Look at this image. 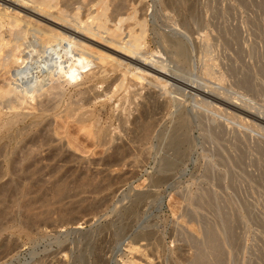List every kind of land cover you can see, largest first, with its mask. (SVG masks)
Returning <instances> with one entry per match:
<instances>
[{"label":"rangeland","instance_id":"374dc122","mask_svg":"<svg viewBox=\"0 0 264 264\" xmlns=\"http://www.w3.org/2000/svg\"><path fill=\"white\" fill-rule=\"evenodd\" d=\"M10 1L0 0V12L18 10L25 18L13 29L28 28L23 54H40V63L49 64L50 49L66 52L67 40L45 44L36 33L40 25L58 30L44 21L52 16L41 13L42 20L31 14L30 1L16 2L21 11ZM54 1L72 23L84 21L96 2ZM109 6L123 17L136 9L145 23L139 51L146 61L158 57L169 78L150 88L147 79L136 86L127 75L125 87L117 92L111 85L109 96L105 87L119 71L103 83H63L55 96L52 80L23 101L0 66V88L7 90L0 97V264H264V0H111ZM122 23L125 39L130 20ZM88 43L107 46L95 38ZM205 61L212 77L201 75ZM83 112L95 116L99 138L81 129ZM150 119V134L140 139V121Z\"/></svg>","mask_w":264,"mask_h":264},{"label":"bare ground","instance_id":"6f19581e","mask_svg":"<svg viewBox=\"0 0 264 264\" xmlns=\"http://www.w3.org/2000/svg\"><path fill=\"white\" fill-rule=\"evenodd\" d=\"M8 1V0H7ZM4 0V2H7ZM26 1H30L31 4V9H33L35 12L31 13L33 16H36L42 20H44L43 18H41V13L44 14L43 17L45 15H48L49 17L52 16V19H54L55 21H53L52 19H49V20H44L45 22H48L52 25H54L58 30H55L53 28H41L40 26H37L39 27V31L36 30L38 33V36H39V39H40V36L44 39L45 41V44H48L50 43L52 40H67V44H68V48L66 49V52L62 50V52H64V54H61L60 50L62 49L61 46H60V49H59V46L57 49L53 48L52 50L50 49V51H52V53L54 52V55L55 57L54 58H51L52 61L49 63V64H46V63H43L41 64L40 63V60H39V55H27L26 52L25 54H23V50L21 49V45H22V38H24L26 35V30L28 29H16V30H13L14 28H16L18 26V24H20L19 22H21V17L19 16V11L18 10H15L13 13H10V12H6V11H2L0 12V28H4L3 30H0V66L7 70L6 72L9 73V76L12 77V84L14 85V87L12 88H15L19 93H21V98L22 100H33L34 99V95H36V93L39 92V90L43 89V86L45 85L46 82H49V81H52L54 80V83L56 81V84H51L50 85V92L55 96L57 94L60 93V90L62 91V84L63 83H66V84H69V83H76L78 84L80 81L78 80H83V79H89L91 82H93L94 84L96 83H103L105 81V76H107V74L109 72H112V73H115L117 71L120 72L119 75L117 76H120V77H116L114 78V80H110L112 81V83L108 82V86H106L105 88H108L107 90H105V93L108 95V93L110 95H112L115 90L111 87L110 89V86L113 85L114 88L116 89H120V88H124V80L125 79H128L129 77L126 78L127 75L129 76H133L132 78L136 81V83L134 82V84H138L137 82H140L141 79H147L146 81H144L145 83L147 82V85H149V83L151 82H154L153 84H163V80L161 79L162 76H167V74L165 72H167V68L165 67V65L162 64V62L160 61H157L158 60V57H157V60L156 59H151L149 61H146L145 58L142 57L141 53L139 50L140 47H141V44L143 42V39H144V33H145V23H144V19H139L136 18V9L135 12L134 10L133 11H129L128 12V9L126 14H124L125 16L123 17V13L124 11L120 12L119 10L121 9H118L116 10V8H114V13H109L108 10L109 9V5L111 4V0H90L91 2L93 1H96L94 3V6H95V9H94V12L91 13L89 11L86 12V16L87 18L84 20V21H81V19H78V22L79 23H72L73 21H70V20H65L64 18H62V16H60V12L61 10H59L60 8L57 7L58 5V1H54L53 0H15L14 1H10V4L13 5L14 8L16 9H20L21 11V7L23 4H27L28 3H25ZM80 1V0H79ZM16 2H20L21 3V7L20 6H17V3ZM129 5L131 4L130 1H128ZM3 3V2H1ZM9 3V2H8ZM8 3H5V4H8ZM76 3V2H75ZM136 3V2H135ZM169 3V2H168ZM4 4V3H3ZM32 4H34L35 6L32 7ZM73 4V3H72ZM113 4V3H112ZM118 4V3H117ZM117 4H116V7H117ZM79 5V4H78ZM77 5V6H78ZM82 5V4H81ZM80 5V6H81ZM9 6V5H8ZM11 6V5H10ZM76 6V7H77ZM80 6H78L80 8ZM131 6V5H130ZM4 7V6H3ZM55 8L56 7V10L58 11L56 14L52 13L50 11L51 8ZM120 7V6H119ZM126 7V6H125ZM134 8V6L132 7V9ZM25 9V8H23ZM89 9V8H88ZM112 9V8H111ZM131 9V8H130ZM90 10V9H89ZM125 10V11H126ZM27 11V10H26ZM73 11V10H72ZM30 10L26 13H29ZM65 12V11H64ZM122 13V14H121ZM30 14V13H29ZM64 14V13H63ZM31 15V16H32ZM66 15V13H65ZM69 15V14H68ZM25 16V15H24ZM35 17V18H36ZM46 17V16H45ZM73 17V16H72ZM78 18V17H77ZM25 19V18H23ZM22 19V20H23ZM48 19V18H47ZM52 20V21H51ZM73 20V19H72ZM127 20H130V23L126 24L125 25V28L127 30V37L124 39V38H121L120 37V32L121 30H124V28H122L123 26V23L124 21L127 22ZM24 21V20H23ZM28 21V20H27ZM57 21H60L61 24H59V22L57 23ZM28 22H31V21H28ZM37 22V21H36ZM26 23V22H25ZM109 23L111 25H109ZM24 24V23H23ZM22 24V25H23ZM46 25V24H44ZM24 26V25H23ZM26 26H28L26 24ZM47 26V25H46ZM53 26V27H54ZM31 27V26H30ZM34 28V27H33ZM36 28V27H35ZM29 32V31H28ZM35 33V34H36ZM29 34V33H28ZM34 34V35H35ZM178 34V33H177ZM75 36L77 37V39H75ZM184 36V35H183ZM125 37V36H124ZM93 38L95 39H98V40H101L103 41L104 43H106V47L105 46H101L99 45V48L98 47H95V46H92V43H88V42H91V40H93ZM58 40V41H59ZM44 43V42H43ZM58 43V42H56ZM60 43V41H59ZM58 43V44H59ZM63 43V42H62ZM24 44V43H23ZM41 44V42H40ZM60 45V44H59ZM41 46V45H40ZM57 45H55L56 47ZM43 47V46H42ZM45 47V46H44ZM101 47V48H100ZM208 47V46H207ZM25 48V47H24ZM72 48L75 50V52L72 50ZM202 48V46H201ZM103 49V50H102ZM105 49V50H104ZM203 49V48H202ZM65 50V49H64ZM107 50V52H106ZM205 50V49H204ZM203 50V51H204ZM209 50V49H207ZM37 51H40V50H37ZM178 51H182V47L178 46ZM47 52V51H46ZM68 52V54H67ZM144 53V51H141ZM209 53V51H207ZM32 53V52H31ZM42 53V52H41ZM202 53V52H201ZM203 53H206L205 51ZM202 53V54H203ZM67 54V56H66ZM149 54V53H148ZM152 54V53H151ZM156 54V53H155ZM47 55H48V52H47ZM50 55V54H49ZM65 56L62 57V56ZM135 55V58H131V56ZM194 55V54H193ZM206 55V54H204ZM145 56V55H144ZM154 56V55H153ZM208 56V55H207ZM209 56H211L209 54ZM208 56V58H209ZM61 57L64 59H61ZM140 57H142L143 59H141ZM146 57V56H145ZM152 57V55L150 56V58ZM155 57V56H154ZM152 57V58H154ZM195 57V56H194ZM150 58H147V59H150ZM156 58V57H155ZM200 58V57H199ZM124 59H127L129 61L127 62H123ZM201 59V58H200ZM205 59V58H204ZM160 60V59H159ZM163 60V59H162ZM161 60V61H162ZM207 60V59H206ZM202 61H204L202 59ZM131 62L132 64L135 65V67L133 69H131L132 67H130V65H128V63ZM165 62V61H164ZM201 62V61H200ZM199 62V63H200ZM210 62V61H209ZM208 62V63H209ZM211 63V62H210ZM206 61L204 62L203 66L200 65V72H201V75L204 77V76H208V77H212L213 73L215 72H211V68H210V64H206ZM212 64V63H211ZM13 65V66H12ZM170 64H168L169 66ZM214 65V64H213ZM12 66V68L10 69V67ZM167 66V65H166ZM198 66V65H197ZM45 68V71L44 72H41L42 71V68ZM172 67V66H171ZM51 69H54L53 71L55 72H52ZM170 69V68H169ZM213 70V68H212ZM216 70V69H215ZM170 71H172L170 69ZM174 71V70H173ZM198 71V70H197ZM169 72V71H168ZM45 73V74H44ZM189 73V72H187ZM56 74V77H53L54 75ZM192 74V73H191ZM197 74V73H196ZM195 74V75H196ZM170 75V73H169ZM184 75V74H182ZM187 75V74H185ZM198 75V74H197ZM48 76V78H47ZM114 76V75H113ZM147 76H150V78H146ZM157 76V77H156ZM158 76H161L160 78ZM191 76V75H190ZM189 76V77H190ZM194 76V75H193ZM215 76V75H214ZM220 76V74H219ZM184 77V76H183ZM197 78V76H195ZM200 76H198L199 78ZM202 77V78H203ZM216 77H217V74H216ZM92 78V79H90ZM112 78V77H111ZM112 78V79H113ZM131 78V79H132ZM166 78H169L168 76ZM171 78V77H170ZM175 78V77H174ZM201 78V77H200ZM178 79V78H177ZM192 79V78H191ZM204 79V78H203ZM210 79V78H209ZM216 79V78H215ZM214 79V80H215ZM220 79V78H219ZM222 79V78H221ZM220 79V81H221ZM88 80V81H89ZM168 80V79H167ZM172 80V79H171ZM174 80V79H173ZM195 80V78H194ZM194 80H190V81H194ZM198 80V79H197ZM208 80V78L206 79V81ZM213 80V81H214ZM107 81V80H106ZM133 81V80H132ZM178 81V80H177ZM189 81V80H188ZM200 81V80H199ZM197 81V82H199ZM205 81V82H206ZM217 81V80H216ZM215 81V82H216ZM219 81V80H218ZM220 81L218 83H220ZM143 82V83H144ZM165 82V81H164ZM168 82V81H167ZM166 82V86L168 85V83ZM181 82V81H180ZM183 82V81H182ZM184 82H187L184 81ZM204 82V81H203ZM209 82V80H208ZM199 83H202V82H199ZM198 83V84H199ZM211 83V82H210ZM152 84V83H151ZM150 84V85H151ZM176 84V83H175ZM178 84H180L178 82ZM177 84V85H178ZM184 84V83H183ZM187 84V83H185ZM191 84H193L191 82ZM196 84V83H194ZM217 84V83H216ZM242 84V83H241ZM74 85V84H73ZM92 85V84H91ZM91 85L88 86V89L89 88H92ZM102 85V84H101ZM129 85V84H128ZM133 85V83H132ZM149 85V86H150ZM165 85V84H164ZM197 85V84H196ZM206 85H207V82H206ZM212 84H209V86H211ZM137 86V85H136ZM141 86V85H140ZM143 86V85H142ZM144 86H146L144 84ZM148 86V87H149ZM152 86V85H151ZM150 86V88H151ZM156 86V85H155ZM186 86V85H185ZM203 86V84H202ZM99 87V86H98ZM132 86H130L131 88ZM154 87V86H152ZM188 87V86H187ZM186 87V88H187ZM193 87V86H192ZM196 87V86H195ZM198 87V85H197ZM196 87V88H197ZM201 87V86H200ZM214 87V86H213ZM212 87V88H213ZM216 87V86H215ZM214 87V88H215ZM219 87V86H218ZM217 87V88H218ZM95 88V86H94ZM141 88V87H140ZM147 88V87H146ZM164 88V87H162ZM168 88V87H167ZM165 88V89H167ZM177 88V87H176ZM191 88V87H190ZM189 88V89H190ZM194 88V87H193ZM210 88V87H208ZM211 88V89H212ZM222 88V87H220ZM96 89V88H95ZM99 89V88H97ZM139 89V88H138ZM149 89V88H148ZM147 89V91H148ZM158 89V88H157ZM188 89V88H187ZM202 89V88H201ZM205 89V88H204ZM87 90V89H86ZM85 89H81L79 90V93H85L86 91ZM141 90V89H140ZM139 90V91H140ZM154 91V89H152ZM151 90V92H152ZM164 90V89H163ZM186 90V89H185ZM194 90V89H193ZM197 90V89H196ZM200 90V89H199ZM208 90V89H207ZM219 90V89H218ZM226 90V89H225ZM223 90V91H225ZM48 91V90H46ZM90 91V90H89ZM134 91V90H133ZM157 91V90H156ZM162 91V90H161ZM167 91V90H166ZM164 91V92H166ZM187 91V90H186ZM189 91V90H188ZM191 91V90H190ZM203 91V90H202ZM201 91V92H202ZM210 90H208L209 92ZM216 91V89H215ZM214 91V92H215ZM222 91V92H223ZM229 91V90H228ZM227 91V93H228ZM49 92V93H50ZM63 92V91H62ZM88 92V91H87ZM91 92V91H90ZM96 92V90H95ZM108 92V93H107ZM118 92V91H117ZM127 92V90L125 91ZM169 92V91H168ZM168 92H166L168 94ZM192 92V91H191ZM206 92V94L208 93ZM220 92V91H218ZM226 92V91H225ZM234 92V91H232ZM5 93H7V90L5 89H2L0 88V97H2ZM89 93V92H88ZM99 93V92H98ZM136 93V92H135ZM134 93V94H135ZM139 93V92H138ZM141 93V91H140ZM144 93V91H143ZM150 93V92H149ZM154 94H156L155 92H153ZM165 93V95H166ZM171 93V92H170ZM186 93V92H185ZM195 93V92H194ZM197 93H198V90H197ZM203 93V92H202ZM213 93V92H212ZM212 93H209V94H212ZM231 93V92H230ZM235 93V92H234ZM40 94V93H39ZM93 94V92H92ZM91 94V95H92ZM95 94V93H94ZM93 94V95H94ZM104 94V93H103ZM145 94L146 91H145ZM151 94V93H150ZM189 94V93H188ZM193 94V93H192ZM218 94V93H217ZM217 94L215 95L217 97ZM237 94V93H236ZM99 95V94H98ZM105 95V94H104ZM103 95V96H104ZM144 95V94H143ZM157 95V94H156ZM187 95V93H186ZM196 95V94H195ZM203 95V94H202ZM205 95V94H204ZM220 95V94H219ZM223 95V93H222ZM225 95H228V94H225ZM87 96V95H86ZM145 96V95H144ZM190 96H192L190 94ZM197 96V95H196ZM199 96V94H198ZM214 96V95H213ZM229 96V95H228ZM237 96V95H236ZM239 96V95H238ZM88 97V96H87ZM92 97V96H91ZM90 97V98H91ZM100 97V96H99ZM125 97V96H124ZM136 97V96H135ZM150 97V95L148 96ZM159 97V96H158ZM202 97V96H201ZM205 97H208V96H205ZM204 97V98H205ZM219 97V96H218ZM217 97V98H218ZM225 97V96H224ZM243 97V96H242ZM54 98V97H53ZM111 98V97H110ZM126 98V97H125ZM153 98V97H152ZM167 98V97H165ZM193 98V97H192ZM203 98V97H202ZM203 98V99H204ZM223 98V97H221ZM227 98V96H226ZM225 98V99H226ZM149 99V98H148ZM147 99V100H148ZM151 99V98H150ZM195 99V98H194ZM205 99H208V98H205ZM212 99V97L210 98ZM210 99H208L207 101H210ZM216 99V98H215ZM228 99V98H227ZM230 99V98H229ZM239 99V98H238ZM243 99V98H242ZM248 99V98H247ZM87 100V99H86ZM152 100V99H151ZM158 100V99H157ZM156 100V101H157ZM220 100V99H219ZM36 101V100H35ZM44 100H42L41 102H43ZM80 101V100H79ZM92 101V100H91ZM153 101V100H152ZM163 101V100H162ZM165 101V100H164ZM163 101V102H164ZM198 101H200L198 99ZM213 101V100H212ZM211 101V102H212ZM232 101V100H231ZM250 101V100H249ZM247 101V102H249ZM47 102V101H46ZM159 102V101H157ZM156 102V103H157ZM161 102V101H160ZM167 102V100H166ZM204 102V101H203ZM202 102V103H203ZM215 102V101H214ZM221 102V101H220ZM219 102V103H220ZM230 102V100H229ZM233 102V101H232ZM231 102V103H232ZM236 102V101H235ZM245 102V101H244ZM36 103V102H35ZM48 103V102H47ZM152 103V102H151ZM195 103V102H194ZM207 103V102H206ZM217 103V102H216ZM238 103V102H237ZM243 103V101L241 102ZM252 103V102H250ZM38 104H41V103H38ZM45 104V102H44ZM43 104V105H44ZM75 104V103H74ZM160 104V103H159ZM162 104V103H161ZM201 104V103H200ZM210 104V103H209ZM215 104V103H214ZM244 104V103H243ZM248 104V103H247ZM31 105V104H30ZM36 105L35 104V108H36ZM142 105V104H141ZM151 105V104H150ZM166 105V104H165ZM195 105V104H194ZM198 105V104H197ZM197 105H195L197 107ZM207 105V104H206ZM212 105V104H211ZM210 105V106H211ZM227 105V104H226ZM225 105V106H226ZM229 105V104H228ZM230 105H235V104H230ZM242 105V104H241ZM246 105V103H245ZM37 106H40V105H37ZM48 106V105H47ZM81 105H77L76 107H70L68 106L66 110V113L69 114L70 111H74V109L76 110L77 107L79 108ZM143 106V105H142ZM153 107V105H151ZM156 106V105H155ZM243 106V105H242ZM252 106V105H250ZM42 107V106H41ZM149 107V105H148ZM159 107V106H158ZM157 107V108H158ZM162 107V105H161ZM161 107H159V109H161ZM164 107V105H163ZM207 107V106H206ZM224 107V106H223ZM237 107V106H236ZM235 107V108H236ZM259 107V106H258ZM18 108V107H17ZM39 108V107H37ZM46 108V107H45ZM167 108V106H166ZM165 108V109H166ZM202 108V107H201ZM209 108V107H208ZM228 108V107H227ZM226 108V109H227ZM231 108V107H230ZM251 108V107H250ZM254 108V107H253ZM42 109H44V107H42ZM143 109V108H142ZM199 109V108H198ZM203 109V108H202ZM207 109V108H205ZM213 109V108H212ZM238 109V108H237ZM242 109V108H241ZM256 109V108H255ZM258 109V108H257ZM40 110V109H39ZM45 110V109H44ZM47 110V109H46ZM147 110V108L145 109ZM151 110V109H150ZM209 110V109H207ZM205 110V111H207ZM229 110H233V109H229ZM236 110V109H235ZM92 111V110H91ZM155 111V110H154ZM157 111V110H156ZM260 111V110H259ZM75 112V111H74ZM81 112V111H80ZM139 112V111H138ZM151 112V111H150ZM160 112V110L158 111ZM157 112V113H158ZM201 112V111H200ZM209 112V111H207ZM234 112V111H232ZM237 112V111H235ZM241 112V111H240ZM239 112V113H240ZM244 112V111H243ZM249 112V111H248ZM64 113V112H63ZM84 113V114H83ZM81 113L78 118H77V122L79 123L81 129L84 130L85 133L87 134H93L95 138H99V135H100V130L99 128H97V124H96V119H95V116H93L92 113H89L88 114H85V112ZM143 113L145 114V112L143 111ZM161 113V112H160ZM199 113V112H198ZM212 113V112H211ZM219 113V112H218ZM250 113V112H249ZM257 113V112H256ZM141 114V113H139ZM201 114V113H199ZM203 114V113H202ZM245 113H243L244 115ZM247 114V112H246ZM252 114V113H251ZM260 114V113H259ZM0 115H1V109H0ZM64 115V114H63ZM73 115V114H72ZM146 115V114H145ZM218 115V114H217ZM228 115V114H227ZM254 115V114H253ZM57 116V115H56ZM70 116V115H69ZM151 116V114H150ZM215 116V115H214ZM260 117V115H258ZM256 115V117H258ZM264 116V115H263ZM66 117V116H65ZM68 117V115H67ZM97 117V116H96ZM216 117V116H215ZM255 117V119L257 120V118ZM258 117V118H259ZM136 118V117H134ZM133 118V119H134ZM142 118V117H141ZM144 118V117H143ZM207 118V117H206ZM213 118V117H212ZM224 118V117H223ZM242 118V117H241ZM240 118V119H241ZM16 119V118H15ZM67 119V118H66ZM208 119V118H207ZM75 120V119H74ZM73 120V121H74ZM94 122H93V121ZM229 120V119H228ZM239 120V119H238ZM262 119L260 118V121ZM155 121V120H154ZM200 121V120H199ZM198 121V122H199ZM208 121H211V120H208ZM214 121V120H213ZM232 121V120H230ZM258 121V120H257ZM138 122V121H137ZM142 124H141V130L140 131V139H146L149 134H150V131H151V127H152V122H151V119L150 120H145V121H140ZM222 122V121H221ZM252 122V121H250ZM202 123V122H201ZM211 123V122H210ZM218 123V121H217ZM140 123H138L137 125H139ZM209 124V123H208ZM221 124V123H220ZM255 124V123H254ZM77 125V123H76ZM257 126V125H256ZM139 127V126H138ZM139 127V128H140ZM222 127V126H221ZM242 127V126H241ZM244 128V127H243ZM222 129V128H221ZM259 129V128H258ZM224 130V128H223ZM256 130V129H255ZM102 131V130H101ZM214 132V130H213ZM225 132V131H223ZM57 133V132H56ZM228 133V132H227ZM259 133V132H258ZM222 134V132H221ZM219 134V135H221ZM257 134V133H256ZM224 135V134H222ZM245 135V133H244ZM102 136V135H101ZM91 137V136H89ZM104 137V136H103ZM138 137V136H137ZM94 138V140H95ZM217 138V136H216ZM105 140V139H104ZM103 140V141H104ZM71 141V140H70ZM137 141V139H136ZM140 141V140H139ZM92 142V141H91ZM142 142V141H141ZM139 142V143H141ZM171 142L172 144L171 145H174L176 144L177 140L176 138L172 137L171 139ZM94 143V142H93ZM78 144V143H77ZM71 145V144H70ZM116 147V146H115ZM119 147V146H118ZM257 148H258V145H257ZM118 149V148H117ZM117 151V150H116ZM262 151V150H261ZM121 151H119V153H121ZM116 153V152H115ZM118 154V153H117ZM124 154V153H123ZM121 155V154H118V156ZM114 157V156H113ZM112 159V158H111ZM122 159V158H121ZM30 170V169H29ZM88 179V178H87ZM4 186V185H3ZM29 187V186H28ZM49 191V190H48ZM205 202V201H204ZM46 203V202H45ZM6 204V203H5ZM44 211V210H43ZM32 212V211H31ZM49 213V212H48ZM30 221V220H29ZM141 238L143 237V235L140 236Z\"/></svg>","mask_w":264,"mask_h":264}]
</instances>
